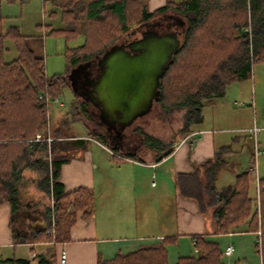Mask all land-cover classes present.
<instances>
[{"label":"trees","instance_id":"1","mask_svg":"<svg viewBox=\"0 0 264 264\" xmlns=\"http://www.w3.org/2000/svg\"><path fill=\"white\" fill-rule=\"evenodd\" d=\"M54 3L62 13L64 28L52 31L63 34L67 41L84 38L82 45L67 49L66 56L73 69L94 63L122 36L152 22L166 24V33L178 36L181 46L162 79L160 101H165L169 110H188L184 136L203 123L205 106L223 99L233 84L252 78L254 66L264 62V0L179 3L168 0L153 13L147 10V0H56ZM25 39L18 27L0 34V206L10 204L14 218L21 211L22 189L33 188L48 196L53 204L41 208L43 228L16 237L62 244L70 240L78 213L83 214V219L92 216L95 193L85 188L66 193L59 182L70 149L60 130L51 144L33 141L47 125L51 102L70 86V75L48 78L44 59L28 48ZM6 40H12L18 51V57L11 62L4 61ZM143 139L146 146L159 153L154 157L157 161L174 151V145L151 137ZM232 153L230 148H224L192 173L178 174L176 184L180 195L194 201L200 214L210 218L213 235L253 234L256 249L261 247L264 264V216L259 224L257 194L250 171L239 174L231 187L223 190L217 187L228 165L226 156ZM260 188L264 215V179H260ZM193 241L194 253L180 258L176 264H225L224 251L219 245L198 235ZM98 264L170 263L165 244H161L118 254L111 260L99 258Z\"/></svg>","mask_w":264,"mask_h":264},{"label":"crops","instance_id":"2","mask_svg":"<svg viewBox=\"0 0 264 264\" xmlns=\"http://www.w3.org/2000/svg\"><path fill=\"white\" fill-rule=\"evenodd\" d=\"M167 2L168 0H147V10L153 13ZM239 111L246 115L249 113V110ZM206 119L208 117L203 115L200 128L193 129L192 133H197L198 137L193 146L184 144L158 161L154 157L150 161H140L117 155L103 145H97V152L86 149L76 157H69V161L62 165L59 179L66 193L85 188L93 190L96 195L98 187H101V195L107 197V202H113L114 206L121 203L120 215L111 212L120 223H100L96 209L89 219H83V214L78 213L77 223L70 231V240L54 244L35 241L33 238H17L18 235L25 237L30 232L43 228L41 218L35 220L26 217L20 221L23 223L20 229L25 231L18 228L15 235L10 230L3 234L5 237L0 240V264L12 261L26 264H98L99 258L111 260L118 254L132 253L142 247L161 244H165L168 251L169 263L176 264L180 258L193 254V238L197 235L219 245L223 251L228 246L234 247V253L225 258V264H263L262 257L256 252L253 234L213 235L214 228L210 218L200 214L194 201L180 195L176 184L178 174L192 173L197 166L212 160L224 148H230L233 152L230 155L236 152L230 142L237 138L231 139L229 134L239 128L215 127L207 124ZM255 127L259 128L252 126L248 117V124L244 129L248 130L247 137L253 143V151L254 136L251 131ZM263 131L261 129L257 134V142L262 150L264 147L260 145L259 138ZM86 142L87 140L82 141ZM251 155L254 156L253 152ZM262 170L264 171L263 168ZM110 174L113 176L110 177ZM257 175L259 177V173ZM113 196L116 198L112 199ZM2 208L11 217L8 224H3L2 229L10 228L13 223L12 207L10 204H3L0 206ZM141 213L143 216L146 214L143 223L139 226L135 222L134 225L131 220H136ZM124 219L131 221L130 224H125ZM140 228L147 233H139ZM63 255L66 256L65 263H62Z\"/></svg>","mask_w":264,"mask_h":264},{"label":"rangeland","instance_id":"3","mask_svg":"<svg viewBox=\"0 0 264 264\" xmlns=\"http://www.w3.org/2000/svg\"><path fill=\"white\" fill-rule=\"evenodd\" d=\"M56 0H0V34L5 33L11 27H18L21 33L26 37L25 41L30 50H33L36 56L42 57L45 62V73L48 78L56 74H66L71 76L74 81L82 76L85 72V66H79L75 69L68 61L66 53L68 48H75L83 44L84 38L79 37L72 41H67L63 34L54 33L52 30H59L64 28L62 21V13L55 6ZM172 2H182L183 0H170ZM151 31L167 34L166 24L162 26L156 25L152 22L148 25ZM144 27V26H143ZM145 28H134L130 34H125L116 41L115 44H121L125 39H140ZM18 57L16 45L12 40H6L4 61L11 62ZM95 62V61H94ZM161 108L156 109L145 119L139 120L137 130L129 128L126 131V136H117L118 139L113 138L110 131L102 124L97 123V115H93L94 109L89 106L83 97L79 95L77 87L70 86L63 90L60 97L51 102V111L48 122L43 131L36 134L34 142H43L47 140L51 144L56 129L62 132L65 139L69 141V151L67 156L70 158L76 157L87 150L97 152V145H103L106 149L112 150L113 153L119 155L130 156L132 159L140 161H150L153 157H158L159 153L145 145L143 138H155L165 144L177 146L188 137L184 136L183 128L185 117L188 113L186 108L169 110L166 102L161 101ZM249 110L246 115L239 110ZM161 114L159 115V113ZM203 115L208 117L205 122L215 127H226L238 129L229 134L231 139L237 138L236 141H231L230 145L235 154L226 156L227 168L221 173L217 182L219 190L233 185L235 177L243 172L250 171L254 190L257 188L256 178L253 177V143L248 135V130L244 127L248 124V117L251 119L252 126H258L264 129V62L257 63L254 66L252 78L238 82L230 86L225 97L218 100L214 104L207 105L203 108ZM159 118V121L156 120ZM136 125V126H137ZM195 126L193 129H199ZM134 131L141 135L138 136ZM133 132V133H132ZM134 134L135 136H131ZM38 135L41 141H37ZM44 135H47L45 137ZM89 138H86V137ZM260 145L264 147V131L260 133ZM82 143V141H86ZM123 140L122 142H119ZM190 141V140H189ZM85 144V145H83ZM188 145V143H186ZM169 147V146H168ZM264 149V148H263ZM164 153V151H163ZM256 167L258 169L259 178H264V157H260L257 161ZM110 172V171H108ZM113 174H110V177ZM101 187L95 195L93 210L98 212V219L100 223L104 224H119V220L113 217L115 212L120 215L121 203L114 206L113 202H107V197L101 195ZM255 193V192H254ZM22 197L20 198V210L29 206L32 210L38 208L41 210L45 204L52 207L53 201L48 196L39 193L33 188L22 189ZM257 194V192H256ZM116 197H112L115 199ZM258 199V195H257ZM130 200V199H129ZM95 206V207H94ZM12 207V206H11ZM33 207V208H32ZM146 215V214H145ZM144 215V216H145ZM13 218V223L9 228H3V224L7 223L11 217L4 209H0V240L6 231L10 230L12 234H16L17 229L23 227L20 222L23 219ZM42 216V215H41ZM143 213H141L136 220L139 226L143 223ZM15 219V221H14ZM259 220V218H258ZM131 221L124 219L125 224H130ZM25 224V223H24ZM260 224V222H259ZM261 231V230H259ZM139 233H147L146 230L140 228ZM159 246V245H157ZM168 252V251H167ZM256 252L261 255V247L256 249ZM194 253V250H193ZM226 257H224L225 260Z\"/></svg>","mask_w":264,"mask_h":264},{"label":"water","instance_id":"4","mask_svg":"<svg viewBox=\"0 0 264 264\" xmlns=\"http://www.w3.org/2000/svg\"><path fill=\"white\" fill-rule=\"evenodd\" d=\"M180 46L177 35L153 30L128 46L113 45L107 50L100 58L103 70L91 96L102 122L110 118L125 130L148 115L161 96L162 79ZM70 82L73 88L77 87L71 76ZM77 89L86 99L84 91Z\"/></svg>","mask_w":264,"mask_h":264},{"label":"flooded vegetation","instance_id":"5","mask_svg":"<svg viewBox=\"0 0 264 264\" xmlns=\"http://www.w3.org/2000/svg\"><path fill=\"white\" fill-rule=\"evenodd\" d=\"M156 23V25H160V26H162L163 24L162 23H160V24H158L157 22H155ZM149 24H147V25H145L144 27H142V28H145L144 30H143V35L145 34V33H147V32H149V31H151L148 27ZM159 32V31H158ZM160 33V32H159ZM143 35H142V37H143ZM141 37V38H142ZM134 40H136V39H125L123 42H121V44H115V45H119V46H121V45H124V46H128V44L129 43H131L132 41H134ZM101 60L100 59H98L97 61H95L94 63H92L88 68H86L85 69V72L82 74V76H80V77H78L77 79H76V84H77V87L81 90V92H83L84 93V95H85V98L86 99H84L85 100V102L89 105V106H91V107H93V109H94V112H93V115H97V117H98V119H99V122L98 123H100V124H102L106 129H108V130H110V134L111 135H114L115 137H117V136H126L125 134H126V131L129 129V128H133V129H135V130H137V127L138 126H140V127H143V125H137V123H138V121L139 120H143V119H145L148 115H150L152 112H154L156 109H158V108H161V109H163L162 107H161V101H160V98L157 100V101H155L154 102V104H153V107H152V111L148 114V115H146V116H144V117H142V118H139V119H137L131 126H129V127H127L125 130H122V127H121V125L120 124H118V123H116V122H112V119H110V118H107V119H105V123L104 122H102V120L100 119V110L96 107V106H94V104H93V101H94V99H92V90H93V87H94V85H95V83L99 80V78H100V75L102 74V67H101V62H100ZM159 110V109H158ZM164 110V109H163ZM159 113V112H158ZM161 114V112L159 113V115ZM156 120L157 121H159V118H156ZM137 125V126H136ZM135 132V134H138V132L137 131H134ZM133 133V132H132ZM132 136H134V134H131V136L130 137H132ZM18 217L17 218H21V219H23L24 220V218H26V217H29L30 219H37V218H41V215H42V211L39 209H30V207L28 208V206L25 208V209H23V210H21L19 213H18ZM26 224H25V227L24 228H26ZM28 228H29V226H28ZM27 228V229H28ZM20 229V228H19ZM22 229V231L24 230L25 231V229H23V228H21ZM20 229V230H21Z\"/></svg>","mask_w":264,"mask_h":264},{"label":"built area","instance_id":"6","mask_svg":"<svg viewBox=\"0 0 264 264\" xmlns=\"http://www.w3.org/2000/svg\"><path fill=\"white\" fill-rule=\"evenodd\" d=\"M261 131L260 128H257L255 127L251 132L254 136V156H253V166H252V171H253V177H254V180L256 178V185H257V188H256V192H257V195H258V201H257V211H258V218H259V222L261 224V220L263 218V214H262V210H261V205H260V179L258 177V172H257V167H256V164H257V161H258V158L260 156H264V150L260 149L259 148V144L257 142V134ZM38 140L37 141H41V138L39 137L38 135ZM190 140V141H189ZM198 140V137H197V133H191L188 135L187 138H185L184 140H182V142L180 144H178L177 146H175L174 150H178L181 146H183L184 144L188 143L193 146ZM48 142L51 141V140H47ZM155 185V184H154ZM258 235L259 237L261 238V231L258 232ZM260 245H261V242H260ZM234 253V247L233 246H228L225 250H224V256L227 258L229 256H231L232 254ZM65 260H66V256L63 255L62 256V263H65Z\"/></svg>","mask_w":264,"mask_h":264}]
</instances>
